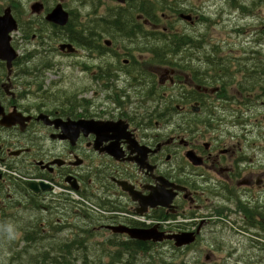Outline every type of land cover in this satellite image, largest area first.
<instances>
[{
    "label": "flooded vegetation",
    "instance_id": "flooded-vegetation-1",
    "mask_svg": "<svg viewBox=\"0 0 264 264\" xmlns=\"http://www.w3.org/2000/svg\"><path fill=\"white\" fill-rule=\"evenodd\" d=\"M10 1L17 30L13 56L0 53V246L9 231L20 251L158 244L126 231L152 227L193 234L190 250L230 230L250 249L264 242V17L230 24L176 0V16L74 21L60 1L39 0L42 12L23 20ZM57 4L65 25L46 20ZM84 26L98 34L92 47L70 40ZM163 35L175 40L172 64L162 45H125L163 44Z\"/></svg>",
    "mask_w": 264,
    "mask_h": 264
},
{
    "label": "rangeland",
    "instance_id": "rangeland-1",
    "mask_svg": "<svg viewBox=\"0 0 264 264\" xmlns=\"http://www.w3.org/2000/svg\"><path fill=\"white\" fill-rule=\"evenodd\" d=\"M16 1L17 5V16L19 19H33L30 17V9L29 5H31L36 0H14ZM39 1V0H37ZM60 1L63 5H65V9L71 11L74 16V21L76 20H84L86 21L88 17H100L104 16L110 7L118 6L112 0H47L48 4L51 5L53 2ZM174 0H164V4L168 5L172 3ZM235 7H232L231 2L232 0H189L186 4V8H195L199 11V13H203L205 17H213L214 20L218 19L217 17H222L223 19H229V23L233 24L238 17H264V5H261L257 8H253V11L249 8H240V5L247 6L251 5L252 2H256L253 0H236ZM2 3V7H6L11 4L10 0H0ZM189 3V5H188ZM180 5L183 6L182 3ZM124 7V6H123ZM19 12V13H18ZM165 14H172L171 12H164ZM161 15V12H158ZM16 17V15H14ZM17 17V19H18ZM124 19V18H122ZM126 21V20H125ZM240 22V20H238ZM233 25L229 26L230 29ZM221 28L220 26H218ZM111 28V27H110ZM128 29V26L127 28ZM188 29V28H187ZM227 30H223L221 33L220 31H212L213 37L219 40L220 38L224 39L227 35ZM17 39L18 33L13 34ZM138 38V39H137ZM140 37H134L133 41L126 40V46H132L133 43L136 45H148V46H160L161 42H154L152 39H149L145 44L143 40L139 39ZM227 38V37H226ZM57 39H60L59 37ZM56 40V39H54ZM228 41L237 42L235 37L230 36ZM48 44V42H47ZM56 45L57 43L54 42ZM31 45V44H30ZM164 47V46H163ZM86 53V52H85ZM85 55V54H84ZM135 57H137L138 52H134ZM172 55L168 54L167 59H172ZM56 61L60 63H67V62H81L83 61L82 54L79 57H68V58H56ZM171 67V66H169ZM66 72H70L72 70L68 69L65 70ZM65 72V73H66ZM64 73V74H65ZM48 81L55 80L54 76H46ZM75 84V83H74ZM73 84V85H74ZM62 88V85L59 88ZM235 234H233V232ZM10 232V231H9ZM7 232L5 235L4 243L0 246V264H34L40 262L37 257L47 249L45 245H27L26 250H24V254H18L20 251V247L16 243L19 239L14 236L13 234H9ZM240 234V235H238ZM235 230L225 231L224 236L222 239H218L214 243L211 242L210 247L209 245H202L197 244L191 250L183 249H174L169 245H154L151 248L150 255L153 256V260L161 261L164 259L168 263L172 261V264H264V247L257 246L255 244L254 249L249 248V242L247 240V236L238 233ZM105 245H94L89 247L88 253L93 257H98L100 253V248H103ZM159 246V247H156ZM161 246V248H160ZM253 247V246H252ZM209 248V249H206ZM154 250V251H153ZM207 250H212L213 253L209 260L205 259V256L209 254ZM56 253V252H54ZM78 254L82 256L84 254V250L79 249L77 252L75 251L74 254ZM156 253V254H154ZM14 257V258H13ZM12 260H15L11 263ZM105 260V259H103ZM149 260V256H139L137 258V263L142 264ZM94 261V260H92ZM236 262V263H235ZM93 263V262H92Z\"/></svg>",
    "mask_w": 264,
    "mask_h": 264
},
{
    "label": "trees",
    "instance_id": "trees-1",
    "mask_svg": "<svg viewBox=\"0 0 264 264\" xmlns=\"http://www.w3.org/2000/svg\"><path fill=\"white\" fill-rule=\"evenodd\" d=\"M253 1L256 2H252L251 5H248V7L244 5H240V7L249 8L253 11V8H257L261 4L262 0ZM236 3L238 4L236 0H232V7H235ZM177 9L178 8L176 2L165 5L163 3V0H128L124 7H110L108 8L106 14L100 17H136L137 15H142L143 17H157V12H164L165 10L177 12ZM101 22L104 24V26L110 24V22L105 19H102ZM71 24L72 18L70 19V23L65 27V29L70 28ZM115 27L123 30L120 26ZM83 29L84 30L79 29L76 33L71 35L70 40H74V42H76L78 45L82 47L84 46L85 48L94 46L95 42L98 40L96 39L98 38V34L94 35V27L90 29L87 26H84ZM134 30L141 31V28L137 26L134 27ZM31 32L32 28L29 27L26 31L27 36H29ZM83 32H85V34ZM162 38L164 42L163 46L168 48V50H165L164 53V61L171 62L172 59H167V55H173V49L171 50V48H173V46L175 45V40L173 39L172 35H163ZM133 244L134 245L132 246H130L129 244H108V246L105 245L103 248H100L98 257H93L94 259L90 258L92 257V255L88 253V250H90L89 247H92L94 245H45L47 249L43 252H40L41 254L37 257L40 262H37L36 260L34 264H138L137 258L139 256H149V260L142 264H172V261L168 263L164 259H162L161 261L153 260V256L150 255V252L151 248L154 245H147L138 241L133 242ZM26 248L27 247H24L23 250L18 252V254H24L23 252L24 250H26ZM79 249L84 250V254L82 256H79L77 253L73 254ZM14 261L15 260H12L11 263ZM181 264L184 263L181 262Z\"/></svg>",
    "mask_w": 264,
    "mask_h": 264
},
{
    "label": "water",
    "instance_id": "water-1",
    "mask_svg": "<svg viewBox=\"0 0 264 264\" xmlns=\"http://www.w3.org/2000/svg\"><path fill=\"white\" fill-rule=\"evenodd\" d=\"M120 3H124L125 0H117ZM31 12L39 14L43 5L40 2H34L30 6ZM46 20L54 24L65 25L68 21V13L63 9L61 4H57L53 10H51L46 16ZM181 17H190L185 14H181ZM17 29V23L11 14L10 8H6L4 14L0 16V53H10L13 56L12 47L10 45V33ZM67 48L68 52H73L74 48L70 44L61 45V49ZM128 234L135 239L142 241L153 240L154 242H161L163 239H174L175 246L181 247L183 245L190 244L193 238L190 233L179 235L164 236L163 233H158L154 228L149 230H126Z\"/></svg>",
    "mask_w": 264,
    "mask_h": 264
},
{
    "label": "bare ground",
    "instance_id": "bare-ground-1",
    "mask_svg": "<svg viewBox=\"0 0 264 264\" xmlns=\"http://www.w3.org/2000/svg\"><path fill=\"white\" fill-rule=\"evenodd\" d=\"M159 2V1H158ZM240 4V3H239ZM238 4V5H239ZM159 6V5H158ZM241 8V7H240ZM149 11V10H148ZM151 12V11H150ZM119 13V12H118ZM151 15V14H150ZM154 16V15H153ZM150 17V16H149ZM157 22V21H156ZM111 24V23H110ZM113 24V23H112ZM116 25H117V23H116ZM139 33V32H138ZM145 35V34H144ZM142 36H143V34H142ZM131 37H132V35H131ZM142 38V37H141ZM140 39V38H139ZM131 40V39H130ZM134 40V39H133ZM88 229H90L89 227H88ZM85 231V230H84ZM90 231V230H89ZM49 245V244H48ZM47 245V246H48ZM51 245V244H50ZM54 245V244H53ZM107 246H108V244H107ZM155 247V246H154ZM156 247H159V246H156ZM78 248V247H77ZM160 248H161V246H160ZM154 251V250H153ZM1 253V252H0ZM154 254H156V253H154ZM126 257V256H125ZM236 263V262H235ZM240 264V263H239Z\"/></svg>",
    "mask_w": 264,
    "mask_h": 264
}]
</instances>
